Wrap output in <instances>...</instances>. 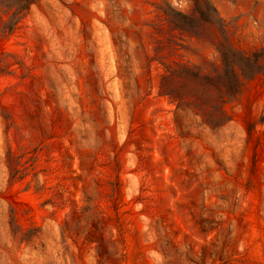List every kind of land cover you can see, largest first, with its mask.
Here are the masks:
<instances>
[{
	"label": "rangeland",
	"instance_id": "1",
	"mask_svg": "<svg viewBox=\"0 0 264 264\" xmlns=\"http://www.w3.org/2000/svg\"><path fill=\"white\" fill-rule=\"evenodd\" d=\"M0 0V264H264V0Z\"/></svg>",
	"mask_w": 264,
	"mask_h": 264
},
{
	"label": "trees",
	"instance_id": "2",
	"mask_svg": "<svg viewBox=\"0 0 264 264\" xmlns=\"http://www.w3.org/2000/svg\"><path fill=\"white\" fill-rule=\"evenodd\" d=\"M34 1L28 0L23 9H28ZM223 63L221 74L222 78L228 81L226 94L230 99L238 95L243 79H254L258 75H264V51L245 56L239 61L225 57Z\"/></svg>",
	"mask_w": 264,
	"mask_h": 264
}]
</instances>
